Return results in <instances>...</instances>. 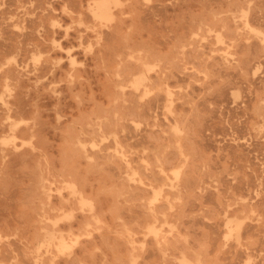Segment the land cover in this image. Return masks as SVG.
Returning <instances> with one entry per match:
<instances>
[{
    "label": "rangeland",
    "instance_id": "rangeland-1",
    "mask_svg": "<svg viewBox=\"0 0 264 264\" xmlns=\"http://www.w3.org/2000/svg\"><path fill=\"white\" fill-rule=\"evenodd\" d=\"M0 264H264V0H0Z\"/></svg>",
    "mask_w": 264,
    "mask_h": 264
},
{
    "label": "bare ground",
    "instance_id": "bare-ground-1",
    "mask_svg": "<svg viewBox=\"0 0 264 264\" xmlns=\"http://www.w3.org/2000/svg\"><path fill=\"white\" fill-rule=\"evenodd\" d=\"M100 1V0H99ZM107 7V6H106ZM96 8H97V11L98 12L97 14L98 15H104L105 13V5L103 3H97L96 4ZM96 10V9H95ZM108 10V9H107ZM216 38V37H215ZM92 48V47H91ZM135 84V83H134ZM169 113V112H168ZM83 211V210H82ZM49 220V219H48ZM76 239V238H75ZM181 262V261H180Z\"/></svg>",
    "mask_w": 264,
    "mask_h": 264
}]
</instances>
